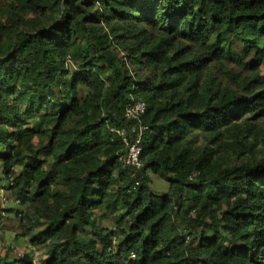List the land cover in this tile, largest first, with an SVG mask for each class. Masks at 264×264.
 Wrapping results in <instances>:
<instances>
[{
  "label": "trees",
  "instance_id": "16d2710c",
  "mask_svg": "<svg viewBox=\"0 0 264 264\" xmlns=\"http://www.w3.org/2000/svg\"><path fill=\"white\" fill-rule=\"evenodd\" d=\"M5 1L0 163L44 218L41 264H264V0ZM131 98L148 128L137 186L108 131Z\"/></svg>",
  "mask_w": 264,
  "mask_h": 264
},
{
  "label": "rangeland",
  "instance_id": "374dc122",
  "mask_svg": "<svg viewBox=\"0 0 264 264\" xmlns=\"http://www.w3.org/2000/svg\"><path fill=\"white\" fill-rule=\"evenodd\" d=\"M5 3V0H0V5H4ZM242 60L244 63H248L252 59L250 57L244 56ZM67 66L69 70L75 69V66L71 60L67 61ZM260 69L262 72H264L263 67H260ZM26 122L28 126L32 127L37 122L36 115L32 114L27 117ZM261 123H264V119ZM108 131L110 133V128ZM33 142L35 145H39L42 142H46V139L35 138ZM196 142L197 145L203 144L201 139H197ZM29 156L30 152L24 151L22 155L23 161L25 162ZM45 160L46 163L43 166V169H47L49 167L52 158L49 156L46 157ZM21 169V164L15 165L13 168V177H16V175L20 173ZM146 174L149 177L147 186L150 190L159 194L168 193L172 196L173 192L169 190L167 182L158 173H153L147 170ZM8 182L9 180L4 176L3 167L0 163V184L6 186ZM8 193L10 198L13 199L14 197L10 194V192ZM31 209L32 207L29 204L20 203L15 205L14 203L10 202L7 205V209L4 211L3 216V226L0 229V264H18L19 259H22L24 256H29L32 264H41V262L45 259V247L33 245L29 242V237L34 235V233L44 226V218H38L39 223H37L38 221L34 219ZM98 215L99 214H97V216ZM114 222V215L109 214L106 217L98 218L97 225L105 228H113ZM27 229H29L28 233L25 234ZM86 230L88 237L94 233L91 227H86Z\"/></svg>",
  "mask_w": 264,
  "mask_h": 264
},
{
  "label": "built area",
  "instance_id": "2783aa9c",
  "mask_svg": "<svg viewBox=\"0 0 264 264\" xmlns=\"http://www.w3.org/2000/svg\"><path fill=\"white\" fill-rule=\"evenodd\" d=\"M145 112L146 103L141 99L131 98L124 104L122 109L123 118L129 124L126 126L110 128V134L112 137H115L116 140L120 141L123 146L122 153L119 156V161H121L124 166L129 167L132 170L131 177L135 179V186L138 185L136 173L140 171L142 167V138L144 133L148 130L147 126L142 122V117ZM112 139L113 138H111V140ZM11 185V180H9L6 186L0 184V229L3 226V216L4 211L7 209V205L10 202L15 205L20 204L19 199H11L9 196L8 192H10L9 187Z\"/></svg>",
  "mask_w": 264,
  "mask_h": 264
}]
</instances>
